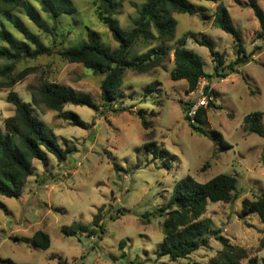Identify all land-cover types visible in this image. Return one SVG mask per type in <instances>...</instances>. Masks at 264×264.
<instances>
[{
	"label": "rangeland",
	"instance_id": "1",
	"mask_svg": "<svg viewBox=\"0 0 264 264\" xmlns=\"http://www.w3.org/2000/svg\"><path fill=\"white\" fill-rule=\"evenodd\" d=\"M76 11L61 15L56 21L43 12L38 0H25L33 6L54 34L41 31L22 8L17 15L44 45L57 50L78 47L87 42L88 29L101 35L105 47H119L100 21L93 0H70ZM196 15L178 14L177 37L162 44L159 40L139 39L132 57L142 56L154 48L171 49L150 70L125 72L124 84L113 104L101 97L103 77L96 76L83 64L68 63L58 54L16 63L13 76L32 69L11 88L0 87V132L6 135L5 121L15 114L8 103L10 92L31 104V87L45 83L68 86L89 95L94 106L67 105L90 129L73 126L59 118L58 112L32 105L35 116L54 132L63 149L71 152L65 162L48 154L46 161L30 160L35 174L30 177L20 198L0 195V264H210L223 244L216 235L209 236L202 247L186 259L172 260L162 255V224L166 215L159 209L169 203L175 186L192 176L200 183L227 174L236 177L238 198L231 203H208L202 219L210 221L212 230H220L232 244L247 248L253 264H264L259 252L264 225L256 214L239 219L244 199L264 196V137L251 133L245 117L254 112L264 114V50L238 73L227 78V67L236 60L233 37L214 26L216 4L209 0H186ZM229 9L235 28L241 33L247 53L263 42L257 39L259 23L248 0H221ZM264 11V0H258ZM114 15L120 29L128 33L145 0H118ZM204 9V11H202ZM24 41L4 18L0 30ZM199 55L207 74L213 78L215 107L205 108V123H197L203 132L192 128L184 107L199 97L188 92L187 81L172 79L175 68L172 50L177 42ZM205 41L207 45H201ZM217 52L215 61L210 47ZM6 46L0 40V47ZM0 59V66L5 65ZM7 80L0 78V83ZM211 85V86H212ZM126 111L114 112L115 109ZM142 115L152 124L146 130ZM264 124V120H263ZM230 147L222 144L220 137ZM100 215L98 224L94 218ZM146 216L149 218L147 219ZM77 228L75 236L62 230ZM46 232L51 248L41 250L33 243L36 231ZM241 264H251L244 260Z\"/></svg>",
	"mask_w": 264,
	"mask_h": 264
},
{
	"label": "trees",
	"instance_id": "2",
	"mask_svg": "<svg viewBox=\"0 0 264 264\" xmlns=\"http://www.w3.org/2000/svg\"><path fill=\"white\" fill-rule=\"evenodd\" d=\"M38 1L43 12L55 21L63 14L70 15L76 11L70 0ZM209 1L216 4L214 26L231 35L235 44L236 60L227 67V74H220L216 69L218 76L227 78L231 74L238 73V68L249 64L258 53L264 50V11L258 0H248V5L259 23L256 37L263 42V45L247 53L243 37L235 28L229 9L221 0ZM93 3L97 7L100 21L109 28L114 41L119 45L118 48L111 50L105 47L101 35L88 29L87 42L78 47L55 52L53 48L44 45L14 14L17 9L22 8L27 17L41 31L55 35V29H52L42 19L33 6L27 5L25 0H0V20L4 18L8 21L24 38V41H20L5 29L0 30V40L6 44V46L0 47V59L6 62L4 66H0V78L7 80V82L0 83V87L11 88L33 71L32 69L25 70L17 77L13 76L16 63L19 61L58 54L68 63L83 64L96 76L103 77L102 100L106 104H113L124 84L127 70L144 73L153 68L164 55L170 54L171 51V49L162 51L160 48H154L142 56L132 57V49L136 42L141 38H156L162 44L174 42L177 37V21L173 14H197L196 8L186 0H145L139 17L134 21V27L126 33L120 29L114 19V15L119 9L118 0H93ZM185 42L186 40L178 41L172 50L175 68L171 77L175 81H187L190 93L196 90L201 78L210 82L213 76L206 73L204 62L199 55L182 47ZM200 44L207 45V42L201 41ZM208 46L210 47V45ZM210 52L214 60L219 61L221 66L222 61L216 59L217 52L212 47H210ZM155 55L157 62L153 59ZM30 89L31 104L25 103L15 92H10L7 97L8 103L15 108V114L5 121L8 133L4 135L0 132V195L7 198H20L28 179L35 174L30 160L36 159L45 162L46 156L50 154L55 156L59 162H65L71 152L70 149H63L54 132L33 114L32 105L40 110L46 107L58 112L59 118L82 129H90L95 125L87 124L73 111L64 110L67 105L88 106L95 109L89 95L78 93L71 87L57 83H45L38 88L31 87ZM193 103H188L184 107V112L186 107ZM210 106L215 107V104L211 103ZM113 111L126 110L121 108ZM206 114V110L201 109L197 122L205 123ZM140 116L143 127L146 130L152 128V124L142 115ZM186 120L189 122L187 117ZM263 120V113L254 112L245 117V124L251 133L264 137ZM191 126L194 130L203 132L199 126L194 124ZM217 136L220 137L225 147H230L221 134H217ZM237 198V179L232 175L221 174L205 183L198 182L190 175L185 177L175 186L169 203L159 209V215H166L162 224L164 235L161 245L162 255H168L174 261L186 259L200 248L208 247L209 236L216 235L224 249L211 260L210 264H241L244 260L253 264L254 261L250 258L247 248L232 244L220 230L211 229L209 220L202 219L209 202L231 203ZM251 214H256L264 225V196L255 200L246 198L242 201V213L239 214V219ZM99 218L100 215H97L94 222L104 233L105 230L98 224ZM146 218L149 219L147 216ZM77 230V228H64L62 232L66 236H75ZM261 234L259 252L264 251V229ZM33 243L37 248L45 251L52 245L50 236L41 230L34 233Z\"/></svg>",
	"mask_w": 264,
	"mask_h": 264
},
{
	"label": "built area",
	"instance_id": "3",
	"mask_svg": "<svg viewBox=\"0 0 264 264\" xmlns=\"http://www.w3.org/2000/svg\"><path fill=\"white\" fill-rule=\"evenodd\" d=\"M194 93L198 95L199 100L191 105H188L184 114L189 119L191 124L197 125V117L200 110L205 109L211 103H215L216 98L212 92L211 84L205 78L200 79Z\"/></svg>",
	"mask_w": 264,
	"mask_h": 264
},
{
	"label": "crops",
	"instance_id": "4",
	"mask_svg": "<svg viewBox=\"0 0 264 264\" xmlns=\"http://www.w3.org/2000/svg\"><path fill=\"white\" fill-rule=\"evenodd\" d=\"M212 85V84H211ZM212 87H213V85H212Z\"/></svg>",
	"mask_w": 264,
	"mask_h": 264
}]
</instances>
